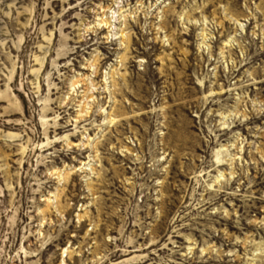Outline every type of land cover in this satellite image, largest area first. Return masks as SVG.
Returning a JSON list of instances; mask_svg holds the SVG:
<instances>
[{
    "label": "rangeland",
    "instance_id": "374dc122",
    "mask_svg": "<svg viewBox=\"0 0 264 264\" xmlns=\"http://www.w3.org/2000/svg\"><path fill=\"white\" fill-rule=\"evenodd\" d=\"M0 264H264V0H0Z\"/></svg>",
    "mask_w": 264,
    "mask_h": 264
}]
</instances>
